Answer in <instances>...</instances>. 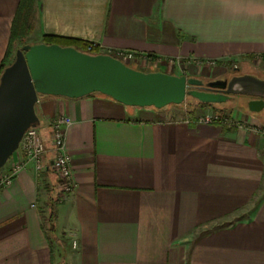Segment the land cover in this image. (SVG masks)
Listing matches in <instances>:
<instances>
[{"label": "crops", "instance_id": "crops-1", "mask_svg": "<svg viewBox=\"0 0 264 264\" xmlns=\"http://www.w3.org/2000/svg\"><path fill=\"white\" fill-rule=\"evenodd\" d=\"M25 1L34 29L13 40ZM35 33L29 44L78 39L166 67L206 65L210 77L209 66L225 74L264 63V0H0V65ZM36 112L50 165L53 123L72 119L77 185L62 195L52 167L27 162L0 187V264H264V122L242 123L257 117L233 112L228 124H203L182 108L127 106L99 92L42 95ZM24 159L18 150L1 170ZM53 197L49 232L42 214Z\"/></svg>", "mask_w": 264, "mask_h": 264}, {"label": "water", "instance_id": "water-1", "mask_svg": "<svg viewBox=\"0 0 264 264\" xmlns=\"http://www.w3.org/2000/svg\"><path fill=\"white\" fill-rule=\"evenodd\" d=\"M96 92L127 106L158 109L180 105L187 96L224 104L241 95L254 97L247 103L251 113L264 110V78L252 73L204 84L187 75L139 70L111 55L73 46L25 44L0 77V169L19 149L27 129L39 126L40 96L80 98Z\"/></svg>", "mask_w": 264, "mask_h": 264}, {"label": "built area", "instance_id": "built-area-1", "mask_svg": "<svg viewBox=\"0 0 264 264\" xmlns=\"http://www.w3.org/2000/svg\"><path fill=\"white\" fill-rule=\"evenodd\" d=\"M92 46H89L91 49ZM111 55L125 63H138L140 65H152L158 62L148 55H137L131 51L117 50L110 53ZM215 64L213 61H208V64ZM188 121H194L203 124H228L232 120L229 114L219 111L209 112L204 115L197 116ZM72 124V119L69 116L61 115L58 117L52 126L51 145L55 156L51 165L46 159L48 147L38 129V127H30L25 132L20 143L19 150L22 151L25 159L22 162H16L12 168L4 175H0V187H7L13 184L16 176L26 167L27 162H33L36 171H44L46 168L52 167L54 173L60 180V194H68L76 187V180L72 170L71 156L67 149V128ZM261 129L258 125H252ZM73 239L72 245L77 247V233L71 232Z\"/></svg>", "mask_w": 264, "mask_h": 264}, {"label": "rangeland", "instance_id": "rangeland-1", "mask_svg": "<svg viewBox=\"0 0 264 264\" xmlns=\"http://www.w3.org/2000/svg\"><path fill=\"white\" fill-rule=\"evenodd\" d=\"M37 34H33L31 37H28L26 38L23 43H26V44H29L28 42L30 41H34L36 40V36ZM25 45V44H22L21 47ZM132 66L134 67H137L139 70L142 69L143 71H163V72H166V73H174L176 75H187L188 77H194V78H199L201 80H203L205 83L207 82H211V81H214V80H217L219 78H221L223 75H229L233 72H236L237 73H252V74H255L257 76H260V77H263L264 78V63L260 62L259 64L258 63H255V64H251V65H240V64H232L231 66H229V69L228 70H225L226 73H222L223 71L220 69V68H217V67H214V66H209V69L208 70V75L210 77H208L207 75L205 76L203 74V72L206 70L205 69V66L206 65H199V69H188V68H178L177 67H171L173 64L172 63H169L170 66L167 65L166 66H162L161 63L156 62V64H152V65H140L138 63H130ZM239 70V71H238ZM207 72V71H206ZM205 72V74H206ZM248 101V98L247 97H234L232 100L224 103V104H217L216 105V108H201V107H198L197 106V101L195 98L191 97V96H187L186 100L184 101V103L180 104V105H169L167 107H164L163 109H173L174 107H178V108H182L186 111L189 112V110H192L193 108H195V117L197 116H200V115H204L206 113H209V112H214V111H219V110H223L225 109V113L226 114H252L254 115L255 117H257V119H254L253 121H251L252 123H246V122H242V123H245V124H254V125H258L260 126V123L261 122H264V110L260 113H251L249 110H248V107H247V102ZM241 122V121H240ZM19 150V149H18ZM17 150V151H18ZM2 169V168H1ZM0 169V170H1ZM7 172L1 170L0 171V174L4 175L6 174ZM64 251H68V248L65 247V250Z\"/></svg>", "mask_w": 264, "mask_h": 264}, {"label": "trees", "instance_id": "trees-1", "mask_svg": "<svg viewBox=\"0 0 264 264\" xmlns=\"http://www.w3.org/2000/svg\"><path fill=\"white\" fill-rule=\"evenodd\" d=\"M34 19H35V11L31 7L29 8V5H27V2L25 1L24 5L21 6L20 14L18 18L16 19V22H15L16 27L13 30L12 39L22 41L25 37H27L30 33H32L34 29ZM43 42L47 44H60L63 46H73L77 48L78 50L92 53V54H98L100 52V49L97 46L92 45V48L89 49V46L91 45V43L83 41V40H78V39L60 38L56 36H44ZM14 55H15L14 49L12 47V49H10V51L7 53L6 58L3 60L2 64L0 65V77L4 69L13 62ZM127 64L131 67H134L129 63ZM134 68L138 69L137 67H134ZM146 72H149V71H146ZM196 101H197V106L201 108H214L215 109L217 105V104L202 103V102H199L198 100ZM219 112L225 113L226 111L225 109H223V110H219ZM188 113L194 116L195 108H193L192 110H189ZM59 201L60 200L58 197L51 198V203L48 206V210H46L45 213L42 214L43 226L49 232H53L55 230V214H56L55 209Z\"/></svg>", "mask_w": 264, "mask_h": 264}, {"label": "flooded vegetation", "instance_id": "flooded-vegetation-1", "mask_svg": "<svg viewBox=\"0 0 264 264\" xmlns=\"http://www.w3.org/2000/svg\"><path fill=\"white\" fill-rule=\"evenodd\" d=\"M239 71V70H238ZM243 74H246V73H243ZM235 75H242L241 73H237V71L236 72H233V73H231V74H229V75H223L221 78H219V79H225V78H227V79H231V77H233V76H235ZM204 84H206L205 82H204ZM193 88H196L195 86L193 87ZM234 97H242L241 95H235V96H233L232 97V99L234 98ZM243 97H247V96H243ZM248 98V101L249 100H251V99H254V97H247ZM247 101V102H248Z\"/></svg>", "mask_w": 264, "mask_h": 264}]
</instances>
